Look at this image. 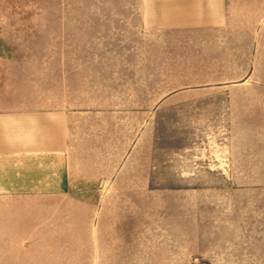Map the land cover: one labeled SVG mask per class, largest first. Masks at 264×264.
<instances>
[{"label": "rangeland", "instance_id": "1", "mask_svg": "<svg viewBox=\"0 0 264 264\" xmlns=\"http://www.w3.org/2000/svg\"><path fill=\"white\" fill-rule=\"evenodd\" d=\"M203 1L0 0V111L127 145L102 192L0 193V264H264V0L175 28Z\"/></svg>", "mask_w": 264, "mask_h": 264}, {"label": "crops", "instance_id": "2", "mask_svg": "<svg viewBox=\"0 0 264 264\" xmlns=\"http://www.w3.org/2000/svg\"><path fill=\"white\" fill-rule=\"evenodd\" d=\"M221 6L218 0L203 1L194 15L197 25L182 22L175 28L210 33L223 29L227 15ZM77 114L48 107L0 111V170L11 172L14 179L1 184L0 193L102 192L80 188L103 187V179L120 177L126 168L122 163L127 160V145L107 144L105 137L96 143L94 131L80 129ZM114 146L118 149L111 152ZM80 170L92 175L80 176ZM79 178L86 182H79Z\"/></svg>", "mask_w": 264, "mask_h": 264}]
</instances>
